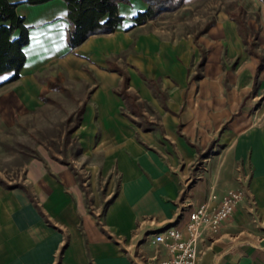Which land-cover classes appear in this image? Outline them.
<instances>
[{"label": "crops", "instance_id": "1", "mask_svg": "<svg viewBox=\"0 0 264 264\" xmlns=\"http://www.w3.org/2000/svg\"><path fill=\"white\" fill-rule=\"evenodd\" d=\"M7 1L28 42L19 77L0 74V129L58 87L86 90L71 107L80 168L33 161L0 185V264H147L167 255L153 234L239 188L197 264H264V0H181L141 24L149 6L129 0L113 32L73 49L64 0Z\"/></svg>", "mask_w": 264, "mask_h": 264}, {"label": "rangeland", "instance_id": "2", "mask_svg": "<svg viewBox=\"0 0 264 264\" xmlns=\"http://www.w3.org/2000/svg\"><path fill=\"white\" fill-rule=\"evenodd\" d=\"M112 67L119 66L109 62L106 68L109 70ZM125 78L126 76L124 81ZM85 87L80 83L74 85V94H71L69 86L58 87L43 99L40 108L16 116L14 124L10 127L3 125L0 129L1 186L13 187V181L18 178L21 170L33 161H40L44 165L47 162H58L76 170V167L80 168L79 164L71 160L73 156L80 154L79 144L72 135L80 115L78 110L71 112V107L77 102L75 94L80 97L86 90ZM125 93L126 96L121 93L120 95L125 99L131 113H137V103L133 96ZM148 119V116H138L137 124L150 125Z\"/></svg>", "mask_w": 264, "mask_h": 264}, {"label": "trees", "instance_id": "3", "mask_svg": "<svg viewBox=\"0 0 264 264\" xmlns=\"http://www.w3.org/2000/svg\"><path fill=\"white\" fill-rule=\"evenodd\" d=\"M48 0H26L29 4L43 3ZM67 3V44L73 49L81 45L89 36L108 34L115 30L122 21L117 13L119 3H129V0H64ZM148 4V9L140 13L135 21L137 24L154 18L162 11L178 7L181 0H143ZM15 3L0 0V74L13 72L9 81L19 77V71L25 61L23 46L28 42V29L23 24V19L16 14ZM18 30L19 35L13 37V32ZM109 70L124 72L119 67ZM121 95L126 96L124 90Z\"/></svg>", "mask_w": 264, "mask_h": 264}, {"label": "built area", "instance_id": "4", "mask_svg": "<svg viewBox=\"0 0 264 264\" xmlns=\"http://www.w3.org/2000/svg\"><path fill=\"white\" fill-rule=\"evenodd\" d=\"M246 196L247 192L242 188L229 190L217 207H211L207 200L191 211L183 227H168L153 234L150 244L156 249L163 247L167 255L147 264H197L201 254L197 242L206 233H217Z\"/></svg>", "mask_w": 264, "mask_h": 264}]
</instances>
